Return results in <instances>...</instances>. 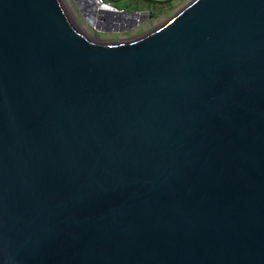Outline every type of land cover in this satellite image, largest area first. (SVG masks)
Wrapping results in <instances>:
<instances>
[{"label": "water", "instance_id": "obj_1", "mask_svg": "<svg viewBox=\"0 0 264 264\" xmlns=\"http://www.w3.org/2000/svg\"><path fill=\"white\" fill-rule=\"evenodd\" d=\"M73 2L0 0V264H264V0Z\"/></svg>", "mask_w": 264, "mask_h": 264}, {"label": "rangeland", "instance_id": "obj_2", "mask_svg": "<svg viewBox=\"0 0 264 264\" xmlns=\"http://www.w3.org/2000/svg\"><path fill=\"white\" fill-rule=\"evenodd\" d=\"M190 1L191 0H176L170 5L160 6L156 10L155 16L152 20L142 23L140 26H138L134 30L127 32V33H116V34L101 33L98 39L105 40V41H123L129 38L138 36L140 34H143L153 29L154 27L160 25L162 22L167 20L169 17H171L173 14L179 11L182 7H184ZM62 2L65 8L67 9L68 13L70 14V16L78 24V27L80 28V30L86 35L92 36L93 30L81 18L73 0H62Z\"/></svg>", "mask_w": 264, "mask_h": 264}, {"label": "crops", "instance_id": "obj_3", "mask_svg": "<svg viewBox=\"0 0 264 264\" xmlns=\"http://www.w3.org/2000/svg\"><path fill=\"white\" fill-rule=\"evenodd\" d=\"M104 1L114 4L115 6H117L118 8L124 11H138V10H145L148 8H155L157 10L160 6L164 5V4L159 5L154 3L149 4L145 0H104Z\"/></svg>", "mask_w": 264, "mask_h": 264}, {"label": "built area", "instance_id": "obj_4", "mask_svg": "<svg viewBox=\"0 0 264 264\" xmlns=\"http://www.w3.org/2000/svg\"><path fill=\"white\" fill-rule=\"evenodd\" d=\"M101 3L105 2L104 0H100Z\"/></svg>", "mask_w": 264, "mask_h": 264}, {"label": "flooded vegetation", "instance_id": "obj_5", "mask_svg": "<svg viewBox=\"0 0 264 264\" xmlns=\"http://www.w3.org/2000/svg\"><path fill=\"white\" fill-rule=\"evenodd\" d=\"M164 5H167V4H164Z\"/></svg>", "mask_w": 264, "mask_h": 264}]
</instances>
